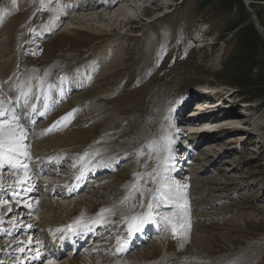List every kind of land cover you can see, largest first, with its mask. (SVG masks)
<instances>
[{"label": "rangeland", "instance_id": "374dc122", "mask_svg": "<svg viewBox=\"0 0 264 264\" xmlns=\"http://www.w3.org/2000/svg\"><path fill=\"white\" fill-rule=\"evenodd\" d=\"M197 1L135 0L138 5L135 10L125 4L123 7L128 18L123 20H132L128 27L130 30H127L119 23L111 24L108 19L90 22L92 29L78 28L71 18H80V15L89 18L93 13L90 7L85 13L73 11L68 19H63L64 12L59 9L51 19L49 13L56 10L59 0H0V100L6 104L19 83L23 90L29 87V83L24 86L19 79L24 76V71L37 72L55 61L67 62L70 77L57 74L53 78L63 79L65 86L76 88L74 93L70 89L64 98L63 91H57L45 100L47 104L54 102L53 106L47 107L42 104L40 95L30 101L21 100V104L17 98L15 108L12 106L13 115L17 117L19 127L25 128L28 108L31 112L34 110V115L40 112L41 106L46 110L40 116L30 114V119L33 121L35 118V121L28 132L48 131L44 138L54 142L46 146L43 139L31 142L36 158L62 153L76 161L85 148L97 149L86 156L85 165L101 161L104 162L101 168L108 170L96 176L90 187L65 202L75 198L83 200L85 204H78L80 206L76 208L96 216L102 211V206L124 202L125 191L131 190L137 197L135 202L142 203L146 212L153 214V219L160 216V221L163 219L164 224L169 225L164 228L161 221L163 227L158 225L161 232L151 231L149 234L148 231L150 239L141 244L138 242V247L126 252L125 258L117 256L118 259L132 261L131 256L144 253L141 261L135 264H183L191 260L202 264H232L230 260L234 258L243 262L247 260L245 263L264 264V105L259 101H247L236 89L221 85L213 78L216 72L224 73L229 67L230 49L235 48V43L230 39L231 34L223 41L220 39L234 21L235 13L229 17L213 14L209 9L201 10ZM153 2L162 8L155 10ZM261 4L255 7V12L250 7L248 11L253 22L256 17L264 38V4ZM141 7L147 8L145 13ZM38 18H42L43 26L50 23L55 26L59 21L64 23L53 28L51 34L42 35L43 40L35 49L42 48L43 52L35 55L34 59L30 52L35 49H30L25 43L30 35H24V29H32L39 24ZM64 27L70 29L71 35L58 36ZM112 27L116 32H111L114 30ZM43 32L46 30L42 29ZM40 43L42 47H39ZM36 79L33 81L35 92L39 90V76ZM47 84L51 86L50 82ZM58 85L62 87L63 84ZM203 93L209 94L210 106L216 108L214 113L217 116L231 110L238 113L233 118L239 119L210 125L219 129L211 135L193 134L197 127H192L187 121L196 111L193 103L197 98H204L200 96H204ZM246 106L253 107L246 109ZM8 108L7 104L4 109L7 116ZM245 114L254 123L263 125L262 128L259 125V141H255L251 134L231 129V124L240 125L246 120ZM63 118L66 120L62 127L55 126L54 129L53 126ZM4 121L7 120L2 119L1 123ZM63 128L65 133H59ZM219 132L220 135L217 134ZM105 134L108 140L102 139ZM211 137L217 142L210 146L214 153L207 155L211 148L201 140H212ZM70 140L74 143L68 144ZM20 143L24 145L26 142L22 139ZM98 143L106 151H100L99 146L90 147ZM66 164H70V160ZM80 164L73 166L71 171L81 170ZM88 171L91 172V166ZM9 172L0 168V226L3 228L0 229V264H7L2 259L6 256L9 264H22L23 261H18L20 256H16L19 251L15 246L18 241H27L23 230H28L33 221L18 211L16 200L7 195L14 193L10 190L14 186L9 184L15 173ZM55 173L61 184H67L72 178L66 175L71 172L65 167ZM161 187L169 190L167 193L172 198L167 199L171 204L159 203L149 209V202ZM49 188L34 184L29 193L36 190L40 194L34 196L37 199L48 193L52 205L59 200L64 201L62 187L56 190ZM170 205L178 209L176 213ZM77 217L78 212H74L67 220H76ZM113 225L107 236L99 237L102 242L96 249H101L100 253L113 251L117 245L115 237L120 238L126 233V221L121 219ZM38 228L29 240L39 236V232L41 240L51 247L57 237L53 236L52 230L58 228ZM174 229L176 235H173ZM13 231L16 235L12 234ZM55 231L64 232L60 229ZM83 252L73 258L67 254L60 262L80 263L81 256H85L91 264L96 263L98 255ZM26 254V258L38 260V249L28 248ZM45 260L51 259L36 261V264H44Z\"/></svg>", "mask_w": 264, "mask_h": 264}, {"label": "bare ground", "instance_id": "6f19581e", "mask_svg": "<svg viewBox=\"0 0 264 264\" xmlns=\"http://www.w3.org/2000/svg\"><path fill=\"white\" fill-rule=\"evenodd\" d=\"M72 1H74V0H71V1H69V0H64V1L59 0L58 5L56 7V10L52 9V14L49 13V16L51 17V19H52V17H54V15L56 14V11L59 10V9H62L63 10L62 12H64L63 19H68L69 15L73 11L77 12V13H83V12L85 13V12L88 11V8L90 7V11L92 10L93 13L89 16V18L85 17L84 15L83 16L80 15V18H77V17L76 18H71L72 22H74V24L78 28L85 27V28L92 29V25L91 24H93L94 21L98 22V21H102V20L104 21V20L108 19L109 20L108 22H110L111 24L112 23L113 24L114 23H119L120 24L119 26L121 28L125 27V29H126V28H128L130 26L132 20H129V19L127 21L123 20V18H125V17L128 18V15L125 13L123 5L127 4V6H131L132 9H134V10L138 7L137 2L136 3L134 2L135 0H103L101 3L95 4L93 2H90L87 5H81L82 2H85V1H82V0H77L76 2H74V4H72ZM153 3H154L153 7H155V10L162 8V6L158 5L156 2H153ZM139 8H140V6H139ZM146 9L147 8H142L141 10H142V12H144V10L146 11ZM99 11H101V12H99ZM29 20H31V19H29ZM37 22L39 24H35L32 29H30V27L24 29V35H28V34L30 35V37H28V39L26 40L25 43H27L28 47H30V49H32V50L35 49L36 47H38V44H39L40 40L41 41L43 40L42 39V35L43 34H51V31L53 30V28H56L57 26H60V25H62L64 23V21H62V22L59 21L55 26H52L51 23L49 22L50 24H47V25L43 26L42 23H41L42 22V18H38ZM90 22H92V23L90 24ZM95 26H97V25H95ZM112 28L114 29V27H112ZM33 29H34V32H31ZM42 29L43 30L45 29L46 32L42 33ZM35 30H37V33H35ZM127 30H130V29L128 28ZM111 32H116V30L115 29L111 30ZM65 35H71L70 29H67L66 27L62 28V30L58 33V36H65ZM35 38L37 39V44L35 43L36 42ZM39 47H42L41 43H40ZM42 52H43V49L42 48H38V49H35L33 52H30V53L33 56L32 58L35 59V55L39 56V55H41ZM53 55H54V53H53ZM34 59L32 61H34ZM66 63L65 62L61 63L60 61H55L53 63H50V64L46 65L45 66L46 68L38 70L37 72L36 71L35 72H33V71H29V72L24 71V76L20 77L19 79L21 80V82L24 83V86H27V83H29V87L27 86L23 90L20 87V83H19V85L17 87V91L14 90V93H13L15 95L11 94L12 95L11 98H13V99L9 98L6 104L4 103L5 101L3 102L2 100H0V111H4V109H5L7 104H8V107H9L7 109L8 110L7 112H9L8 116H7V113H6L5 116L0 117V123L2 122V119L3 120H7V121H4L3 123H1V125H9L10 122H12V116H13L12 106H14V108H15V106H16L15 103H16L17 98L20 99L18 104H21V100L24 101L26 99H29V101H30L31 99H33L36 96L40 95V98L43 99V103L42 104H45V107H47V106H53L54 102H49V104H47V103H44L45 100L49 96L53 97L57 93V91L58 92L59 91H63L62 97H64V98L67 95V94H65L66 91H70V89H71L72 93H74L76 91V88H74V87L72 88L70 86L69 87L65 86V83H64L63 79L59 81L57 77L53 78L54 75H57V74H63V75H65L64 77H67V78H68V76L70 77V74L67 72V69H68L69 65L66 64ZM121 70L118 71V74L121 73ZM36 76H39V80H38V83H37V87H39V90L37 92L34 91L36 89L33 90V81L34 80L37 81ZM48 82L51 83L50 87L47 84ZM58 84H63V85H62V87H60V85H58ZM10 102H12L13 104L10 105ZM189 104H191V103H189ZM27 111H28V113L26 114L28 116L27 117L28 119L26 120L27 121V125H25V128H22L24 134H23V137L21 138V140L24 139V142H26V143L24 145H21V143H20L19 147H17L15 151H9V146H8L7 143H5V146L3 148H0V151H1L0 152V168L7 169L8 171L15 173V174H13L15 177L13 178L12 181H10V184H9V185L14 186V187L10 188V190L12 192H14V193L10 194V195L7 194V195L11 199L16 200L17 206L19 207L18 211L22 212L23 215L26 214V216H28L33 221V223L28 228V230L27 229L23 230V235L25 233V235L27 236V241H25L24 243H22V242H20L18 240H17L18 242L16 241L19 244V245L16 244L17 246H15V248L19 251L18 253H16V256L17 257L20 256L18 261H21V262L23 261V264H36V261L39 263L40 261H42V260L44 261V259L48 258L50 249H48L49 248L48 244L45 241L41 240V235L39 234V232H37V235H39V236H36V238L29 240L32 237L33 233H34V230L36 231V229H39L38 227H42V228H50L51 227L50 229H54V227H57L58 229L64 231V232L61 231L62 233L60 234L59 232L55 231V230H58V229L52 230V232H54L53 236L54 237L57 236L54 239V241L66 236L65 228H66V225L69 224V223H75L76 227H80L81 225H86V224L88 225V223H89V226H91L93 229H96V230L99 229L100 230L99 233H102L101 235L107 234L108 231L110 232L112 230V228H113V224L116 223L118 220H121V219L128 223V226H127L128 227V232H129V225L135 223V224H139L140 225L139 231L140 232L142 231V234L146 235V236H149V235H148V232H146V230L144 229V227L146 228L147 225L149 224V222L154 221V223H156L157 225H162V227H163V224H164L163 219H161V221H163V224H161L162 222L160 221V216H155L154 219H153L152 218L153 214L146 212L144 207L141 206V205H143L142 203L141 204H137L135 202L137 200V197H136V195L132 194L131 190L130 191H128V190L125 191V196L123 198L124 202H122V203L117 202V203H115L113 205L102 206V211L99 213V215H96L94 217L90 216L88 211H86L85 209L78 210L76 208V206L77 207L80 206L78 204H83L85 201L80 200V199L77 200L76 198L75 199L73 198L74 200H72L71 202H65L69 197L75 196V194L66 193V194H64L62 196L64 201L63 200H59L58 201L59 203H57L56 205L55 204L52 205L53 201L51 202V200L48 199L49 198V194L48 193L47 194H41L39 199L34 197L36 195L37 196L40 195V194H38L36 192V190H34L33 192L29 193L30 188L34 184L35 185L39 184L40 187L45 185L46 187H50L49 189H55V190L56 189H60L59 179L56 178L58 176V174L55 173V171L59 170L58 168H60V167L63 168L65 166H64V160H63V157H62L63 154H61V153H59V154H55L54 153L50 157L45 156V157H39V158H36L37 155L33 154V151H32L33 149H32V145H31L32 143L31 142H33L35 140L43 139L44 142L43 141L42 142H43L44 146L54 144V142H50V140H46L44 138V137H46L48 135V133H49L48 131L43 132L41 130H38L34 134H31V133L28 132L31 129L32 125H33L32 122L35 121L34 120L35 118H33V121H32V119H30V114H32V116H35V117L36 116H40L43 113V111H44V110H42V106H41L40 112L36 113L35 115H34V112H33L34 110L31 112L30 108H28ZM236 115H238V113H236L234 111H231V110L227 111L221 117L217 116L216 113L212 112V114H208L207 116L206 115H203V116H191L190 120H188L187 123H189L192 127H197L198 128V129L197 128L196 129L192 128V130L194 129L193 134L206 136V135H209V134L204 132L205 130L201 131L199 129V127L201 125L209 124V125L217 126L218 124H220V122H224V121H228V120L229 121L230 120L231 121L232 120H234V121L236 120L237 121L239 118L238 119L237 118H233ZM219 118H221V119L219 120ZM64 120H66V119L63 118L59 123H56V125H54L53 128L55 129V126H58L59 128L62 127V124L64 123ZM211 127L212 126H210V128ZM59 128H56V130H58ZM51 130H52V128H51ZM65 131H66L65 128H63V129H61L60 132L59 131L58 132L59 133H61V132L65 133ZM76 134H78V133H76ZM217 134L220 135L221 133L219 132ZM63 137L65 138L66 136H63ZM65 139H67V137ZM73 139H74V137H73ZM102 139L108 140L107 135L103 136ZM211 139L212 140L207 138V140H205V139L202 138V140H201V143H205L206 147L211 148L207 152V155H211L212 153H214V150H213L214 148H212L210 146L215 145L216 144L215 142H217V140H215L214 137L213 138L211 137ZM78 140H79V138H78ZM61 142H62V139H61ZM68 142H69L68 144L74 143L73 141L71 142V140L68 141ZM64 146L66 147V145H64ZM69 146H72V145H69ZM13 147H15V146H13ZM90 147H95V148L98 147V149H100V151H101V149L103 150V152L106 151L104 149L105 147L104 146L101 147L99 145V143L97 145L93 144ZM62 149L66 150V148H62ZM70 151H68V152H70ZM86 151H88L87 148H85L83 150V152H81V154H79V156H78L79 158L76 159V161L73 162L72 165L69 166L70 169H71L73 166L78 165V164L81 163L80 164L81 165V170H79V172L76 173V175L79 176L78 179L80 180V182L83 181L85 178H91V175H90L91 173H86V172L83 173V169L85 168V166L82 163L84 162V160L86 159V156L89 153H95L96 152L95 149L94 150L93 149H89L88 152H86ZM46 153H47V151H46ZM74 159L72 158V161ZM36 161H38V163ZM87 161H89V160H87ZM103 164H104V162H101V161L97 162V164H93L92 171L98 170V168H101L103 166ZM49 169H51V171H49ZM48 171H49V173L47 174ZM52 176H54V177L52 178ZM161 181H162V179H161ZM78 183H79V181L76 182L75 184L77 185ZM28 186H30V188L28 190H24L23 189V188H26ZM168 191L169 190H167L166 187H161L160 189H158L157 193L154 194L153 197H152V201H151L152 205L155 206V205H158L159 203H161L162 205L171 204V203L168 202L169 199H167V198H172L171 196H169V193H167ZM1 196H2V194H1ZM25 202H26V204L24 205L23 203H25ZM29 202H31V204L29 206H27V203H29ZM86 202H88V201H86ZM56 206H58V207H56ZM85 207H83V208H85ZM170 207L174 209L173 206L170 205ZM177 210L178 209L175 207L173 212L176 213ZM74 212H78V217L76 218V220L72 219V220L68 221L67 219H70ZM101 213H102V215H101ZM54 217H59V218L55 219ZM134 217H136L137 219L134 220L133 219ZM65 218H66V220H65ZM93 218H98L99 220H97V219L94 220ZM139 218H143V223H140V219ZM77 221H79V223H77ZM92 221H94V224H92ZM0 222H1V220H0ZM28 222H29V220L26 223H28ZM96 225H99V226L96 227ZM164 226H165L164 228H168L169 225L164 224ZM0 229H3L2 226H0ZM64 233H65V236H62V234H64ZM12 234L16 235L15 231H13ZM102 238H103V236H102ZM116 240H117L116 241L117 245L115 247V250L112 251V252H109V253L101 252L100 253L99 251H102L101 249H99V248L96 249L95 247H93L89 251L83 252V253H93V254L98 255V258H97L95 264H129V263L130 264H135L134 262L141 261V258L144 256V253L136 254L133 257L131 256L130 260H132V261H127L128 258H127L126 261H124V258H125L124 255L126 254L127 251H126V249L121 250V245L124 244L126 239L124 240L122 237H120V238L118 237V239H116ZM138 242L135 244L134 247L139 245ZM6 245L7 244H5V246ZM24 245H27V247L24 248ZM28 248L33 249V250H35V248H36V250L38 249V253H39L38 260L33 261L30 258L29 259L26 258V256L28 255V254H26V250ZM11 249H12V247H11ZM21 249H25V251H21ZM117 255H120L122 257L124 256L123 260L122 259H118L119 256L116 258ZM112 256H115V257H112ZM57 257H60V258L59 259L58 258H53L51 260H45L46 262H44V264H68L69 263L66 260H65L64 263H61L62 261L60 262V259L62 258V256L59 255ZM2 259L5 260V262L7 264H9L10 261L6 260L7 256L3 257ZM67 259H68V257H67ZM81 259H80L81 261L79 260L80 263H78V261H77V262H74V264H91L92 263V262L91 263L89 262V258L88 257L81 256ZM71 260H72V258H71ZM75 260H77V259H75ZM230 261L233 262L232 264H251V263H245L247 260H245L243 262L241 259H236V258H234V259H232ZM163 264H165V263H163ZM183 264H202V263L191 260L190 262L183 263ZM225 264H227V262H225Z\"/></svg>", "mask_w": 264, "mask_h": 264}, {"label": "trees", "instance_id": "16d2710c", "mask_svg": "<svg viewBox=\"0 0 264 264\" xmlns=\"http://www.w3.org/2000/svg\"><path fill=\"white\" fill-rule=\"evenodd\" d=\"M250 1L253 3H250L249 7L254 12L257 5L264 4V0ZM197 2L201 10L209 9L213 14L229 17L235 13L234 21L220 39L223 41L231 34L230 39L235 43V48L230 49L229 67L224 73L216 72L213 78L221 85L236 89L247 101H259L263 106L264 38L255 28L245 0H198ZM224 66L222 68H225Z\"/></svg>", "mask_w": 264, "mask_h": 264}, {"label": "snow or ice", "instance_id": "6c2138e0", "mask_svg": "<svg viewBox=\"0 0 264 264\" xmlns=\"http://www.w3.org/2000/svg\"><path fill=\"white\" fill-rule=\"evenodd\" d=\"M5 115L4 111H0V117H3ZM12 121H14V124L9 125H0V148H3L5 146V143L9 146V151H15L17 147H19L21 138L23 137V129L19 127L18 119L16 116H12ZM16 129H19L17 132ZM15 146V147H13ZM23 182V181H22ZM143 206V205H141ZM148 208H152V202L150 201L148 204ZM102 215V213H101ZM134 220L137 219L136 217L133 218ZM140 223H143V218H139ZM79 223V221H77ZM71 227V226H69ZM140 228L139 224H130L129 225V235L132 234V232L138 231ZM175 229L173 230V235H176ZM127 242L125 241L124 244L121 245V250H124V247L126 246ZM23 251V249H21Z\"/></svg>", "mask_w": 264, "mask_h": 264}, {"label": "water", "instance_id": "95a60500", "mask_svg": "<svg viewBox=\"0 0 264 264\" xmlns=\"http://www.w3.org/2000/svg\"><path fill=\"white\" fill-rule=\"evenodd\" d=\"M251 2L250 1H245V5L248 7V9H249V4H250ZM251 12V11H250ZM254 19H255V22H253V24H254V26H255V28L257 29V30H259V32H260V34H261V27H260V25L258 24V22H257V20H256V17H254Z\"/></svg>", "mask_w": 264, "mask_h": 264}]
</instances>
